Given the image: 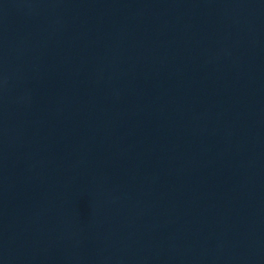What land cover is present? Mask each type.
<instances>
[{
	"label": "water",
	"instance_id": "obj_1",
	"mask_svg": "<svg viewBox=\"0 0 264 264\" xmlns=\"http://www.w3.org/2000/svg\"><path fill=\"white\" fill-rule=\"evenodd\" d=\"M0 264H264V0H0Z\"/></svg>",
	"mask_w": 264,
	"mask_h": 264
}]
</instances>
